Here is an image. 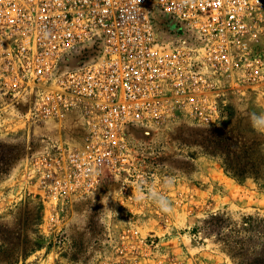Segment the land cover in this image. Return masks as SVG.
Here are the masks:
<instances>
[{
    "label": "rangeland",
    "instance_id": "obj_1",
    "mask_svg": "<svg viewBox=\"0 0 264 264\" xmlns=\"http://www.w3.org/2000/svg\"><path fill=\"white\" fill-rule=\"evenodd\" d=\"M251 45L264 61L263 21ZM257 73L215 85L210 114L186 100L133 130L145 145L135 171L57 201L30 171L54 142L81 143L83 118L29 119L0 85V264H264V173L238 178L224 163L253 158L264 172V65Z\"/></svg>",
    "mask_w": 264,
    "mask_h": 264
},
{
    "label": "built area",
    "instance_id": "obj_2",
    "mask_svg": "<svg viewBox=\"0 0 264 264\" xmlns=\"http://www.w3.org/2000/svg\"><path fill=\"white\" fill-rule=\"evenodd\" d=\"M262 21L264 0H0L1 87L29 103V119L75 114L86 130L35 158L31 178L57 201L90 193L107 171H135L145 145L133 130L186 100L210 114L215 85L257 80Z\"/></svg>",
    "mask_w": 264,
    "mask_h": 264
},
{
    "label": "trees",
    "instance_id": "obj_3",
    "mask_svg": "<svg viewBox=\"0 0 264 264\" xmlns=\"http://www.w3.org/2000/svg\"><path fill=\"white\" fill-rule=\"evenodd\" d=\"M253 144H257L256 141L253 142ZM226 157L224 160V163L226 165V169L231 172L234 176L238 178H244L249 175H253L256 178L261 177V174H263V166L256 160V159H250V160H241L237 161V163H234L230 158Z\"/></svg>",
    "mask_w": 264,
    "mask_h": 264
},
{
    "label": "crops",
    "instance_id": "obj_4",
    "mask_svg": "<svg viewBox=\"0 0 264 264\" xmlns=\"http://www.w3.org/2000/svg\"><path fill=\"white\" fill-rule=\"evenodd\" d=\"M69 118H68V120H67V122H74V120L76 121V122H74V123H77V122H79V120L77 119V115H75V114H70L69 116H68ZM80 123V122H79ZM81 124V123H80ZM77 127V125H75V129H77L76 128ZM79 130V129H78ZM66 141H69V139H66Z\"/></svg>",
    "mask_w": 264,
    "mask_h": 264
}]
</instances>
